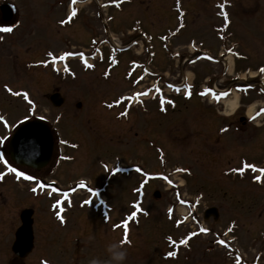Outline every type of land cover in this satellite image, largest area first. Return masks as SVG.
<instances>
[{"label":"rangeland","instance_id":"obj_1","mask_svg":"<svg viewBox=\"0 0 264 264\" xmlns=\"http://www.w3.org/2000/svg\"><path fill=\"white\" fill-rule=\"evenodd\" d=\"M122 1L78 3L79 16L66 20L71 0H9L15 17L5 23L0 16V29L12 28L0 31V264H89L92 259L118 264L108 251L117 242L127 249L121 264H211L217 253L206 262L196 256L209 248L212 236L192 241L193 258L179 244L170 247L168 239L196 230L195 221L213 207L222 219L211 217L206 225L223 237L229 221L237 219L234 244L250 256L264 250V186L253 185L249 173L237 174L246 163L264 164V118L246 124L251 111L264 106V74L262 82L251 80L264 67V0H233L226 42L218 30L221 0H183L186 28L168 47L159 36L166 40L178 30L175 0ZM108 2L117 4L104 7ZM151 35L153 41L146 42ZM134 39L138 44L129 50L112 48L114 42L126 46ZM231 45L248 59L224 57ZM201 47L219 62L189 64ZM85 49L99 56L61 58ZM52 57L59 63L51 64ZM138 61L152 75L135 85L148 74L135 67L128 72ZM156 83L154 98L150 93L135 106L126 98ZM167 84L192 85L193 97L188 100L182 92L161 108L156 94ZM209 84L229 88L230 96L219 106L200 99L196 92ZM57 90L65 99L60 107L50 100ZM167 91L174 93L170 86ZM231 97H237L232 111L226 103ZM37 118L55 137L53 158L40 171L14 164L8 154L14 130ZM4 160L25 176L10 171ZM44 183L55 187L48 190ZM170 207L177 209L169 218ZM24 209L35 212L36 246L20 259L12 245ZM187 213L195 218L187 216L190 220L177 228L173 220ZM170 251L177 255L169 256Z\"/></svg>","mask_w":264,"mask_h":264},{"label":"water","instance_id":"obj_2","mask_svg":"<svg viewBox=\"0 0 264 264\" xmlns=\"http://www.w3.org/2000/svg\"><path fill=\"white\" fill-rule=\"evenodd\" d=\"M2 19L8 22L13 17L10 6H1ZM54 106L60 107L65 99L56 93L51 96ZM54 148V140L51 129L41 120L29 121L21 125L9 142V155L11 160L21 166L40 170L51 160ZM51 187V185H47ZM210 209L208 213H214ZM33 213L32 209L24 210L21 214L22 226L16 233L13 252L21 258H25L33 249Z\"/></svg>","mask_w":264,"mask_h":264},{"label":"flooded vegetation","instance_id":"obj_3","mask_svg":"<svg viewBox=\"0 0 264 264\" xmlns=\"http://www.w3.org/2000/svg\"><path fill=\"white\" fill-rule=\"evenodd\" d=\"M8 1L9 0H4L3 3L4 4H9L12 7L13 15L15 17V7H14L15 4L14 3H8ZM71 1L73 3V0H71ZM76 1L77 2H82L81 3L82 5H85V3H86L85 0H76ZM220 4L218 6L227 5V6H230L232 8H235L236 5H237V3H234L233 0H221ZM175 7L179 8V9L183 8L184 7L183 0H175ZM0 14H1V12H0ZM256 121L257 120L255 118L251 119V120L248 119V120H246V124L248 126H250L252 124H255ZM262 161H264V158H263ZM254 165H257V163H254ZM258 166L261 167V168H264V164L263 165L259 164ZM248 173H249V175H251L252 179L250 181H251V183L253 185L264 186V176L263 177L261 176L259 179L256 178V177H258L259 174H263L264 175V172L256 171L254 169H250L248 171ZM255 174H258V175H255ZM213 208H215L216 211L214 213H208V215H211V217L213 218L214 221H218L220 219V216H221V219H222V214L219 212V209L216 208V207H213ZM176 209H177L176 207L174 209H172V207H170V208H168L166 210L169 218L172 217L171 213L174 212V214H175ZM207 210H206V212H207ZM206 212H204V220L198 218L195 221V223L197 225V229L194 230V233H193L195 237H193L192 239L188 240L187 243L183 244V246L186 247V251L189 252L188 254H190V258L191 257L192 258L195 257L194 253L191 252L193 250V248L191 247L192 241H194L197 237H201V236L207 235V236H212L214 239L213 240L207 239L209 248L202 249L201 257L196 256L197 258L200 259V258H205L206 257L204 259V261H205L207 259V256H212L215 253H217L218 256L221 254L220 257L217 256L218 261L215 260L211 264H220L222 257H223L222 258L223 264H261L262 263V260H264V250L263 249H257L255 254L253 256L252 255L250 256V254L247 253L243 248H241V246H239L237 243L234 244L235 243L234 241H232L231 243L229 241H226L224 236L221 237L220 233L217 230H214L213 228H211L210 226L205 224V220L208 221L211 218V217H209V218L206 217ZM260 214H261V212H260ZM188 218H195V216L194 215H190ZM188 218L187 217H183L182 219H174L173 220V224L174 225L177 224V226H180V225L185 224L186 222H188L190 220ZM171 219H173V218H171ZM34 223H35V220H34ZM238 224H239V220L231 219L229 221L226 229L223 232H221V235L226 234V235H232L233 236V234H235L236 230L239 229ZM202 229H208V231L204 232V231H202ZM188 235H190V233L186 232L185 235L180 239V241H186V238H187ZM231 239H234V238L230 237L229 240H231ZM236 240H237V238H236ZM221 241H224L225 243L222 244ZM189 242H190V245L188 246ZM217 250L218 251L220 250V253ZM203 253L205 255H203ZM190 258H188V259H190ZM199 259L197 260V262L199 261Z\"/></svg>","mask_w":264,"mask_h":264},{"label":"snow or ice","instance_id":"obj_4","mask_svg":"<svg viewBox=\"0 0 264 264\" xmlns=\"http://www.w3.org/2000/svg\"><path fill=\"white\" fill-rule=\"evenodd\" d=\"M75 2H76V0H73V3H75ZM72 14H73V16L76 15V10L75 9H73ZM61 23H64V21L62 20ZM0 31H3V32H11L12 31V28L11 27H4V28L0 29ZM65 55H70V53H65ZM85 63H87V61H85ZM88 66L89 67H92V65H88ZM259 71L261 72V74H264V67H261L259 69ZM178 90L179 89H177V91ZM241 90L247 91V89L246 88H243V87H241ZM8 91L11 92L12 89L9 88ZM209 91H211V89H209ZM261 91L264 92V89H261ZM16 94L19 95L20 93H16ZM188 94H189V96L191 95L190 92ZM205 94H207V93H205ZM24 95L26 96L27 93H25ZM140 95H147V93H137V96H140ZM227 95H229V93L227 91L217 93L216 94V99L219 100L220 97L227 96ZM261 112H264V109H261ZM259 114L260 113H257V115H259ZM0 120H4V117L0 116ZM5 123H7V121H5ZM222 131H226V129H222ZM3 163L9 167L10 171H12L13 173H17L18 176H20V177H24L25 176V173L23 171L17 172V169L16 168L11 167V165L9 164V162L7 160H4ZM249 167L255 168L254 165H249ZM259 171L264 172V168L259 169ZM27 178L30 179V180L33 179V177H30V176L27 177ZM256 178L259 179L260 177H256ZM137 207L139 208V205H137ZM135 215H136V213L133 212L132 213V216H135ZM61 219H63V217H61ZM125 229H127L126 223H125ZM202 231L207 232L208 229H202ZM169 239H171V238H169ZM124 240H125V242H127V240H128L127 230L125 231ZM181 243H187V241H181ZM221 243L223 244L225 242L224 241H221ZM168 255L169 256H176L177 253L174 252V251H170V252H168Z\"/></svg>","mask_w":264,"mask_h":264},{"label":"clouds","instance_id":"obj_5","mask_svg":"<svg viewBox=\"0 0 264 264\" xmlns=\"http://www.w3.org/2000/svg\"><path fill=\"white\" fill-rule=\"evenodd\" d=\"M114 247H119L121 250L119 251H113L112 249ZM108 251L111 253V256L113 260L117 261L118 264H121L122 261H124L127 257V249H124L122 247V242H117L116 245H108ZM89 264H99V261L96 259H92L89 261Z\"/></svg>","mask_w":264,"mask_h":264},{"label":"bare ground","instance_id":"obj_6","mask_svg":"<svg viewBox=\"0 0 264 264\" xmlns=\"http://www.w3.org/2000/svg\"><path fill=\"white\" fill-rule=\"evenodd\" d=\"M236 100H237V97H231L226 102V103H228L231 106V108H230L231 110L230 111H232V109L235 110V108H236ZM252 114H253V111H251L249 116H251Z\"/></svg>","mask_w":264,"mask_h":264}]
</instances>
